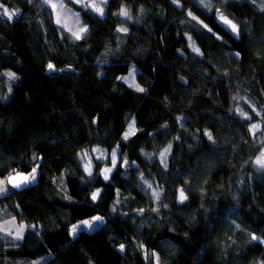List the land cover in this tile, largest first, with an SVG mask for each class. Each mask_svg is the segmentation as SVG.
Instances as JSON below:
<instances>
[{"label":"clouds","instance_id":"9594fccd","mask_svg":"<svg viewBox=\"0 0 264 264\" xmlns=\"http://www.w3.org/2000/svg\"><path fill=\"white\" fill-rule=\"evenodd\" d=\"M102 248L264 264V0H0V264Z\"/></svg>","mask_w":264,"mask_h":264},{"label":"trees","instance_id":"16d2710c","mask_svg":"<svg viewBox=\"0 0 264 264\" xmlns=\"http://www.w3.org/2000/svg\"><path fill=\"white\" fill-rule=\"evenodd\" d=\"M159 72L161 73V75H164L166 73L165 69H159ZM29 75L32 76L33 80L35 81V84L40 88V90L43 92V97L41 98H37L36 100H34L33 104L31 106H29L27 109H25L23 112H20L19 115L21 116L22 119H24V124L21 128V133H19L18 135L20 136V139H25L26 135L23 132V129H27L30 132H35L38 130V128L40 127V125H38L36 123V120L39 118V116L47 111V107L44 104V99H51L53 101H55V103L57 104V106H64L67 107L68 102L63 100L62 98H59L57 96H55V94L52 92L51 87L49 82L44 81L42 79H40L39 77L35 76L32 72L31 69H29ZM160 89H154V92H159ZM83 93H78L77 95H82ZM119 105H123V103H126L124 101H117L116 102ZM150 105V102H145V108H147ZM145 109L141 110V114H144ZM30 113L31 116L28 117L26 114ZM101 116L102 119L104 118V113L101 112ZM11 147H15V145H11ZM42 151H45V154H48L46 149L42 146L41 147ZM75 191V188H74ZM47 207H54V205H48ZM74 212H80V213H88L90 210L88 209H74ZM84 239H88V238H84ZM102 239V235L101 236H97V237H93L92 240L93 242H95L96 244H99L100 241ZM108 250L107 249H101V255L99 257L98 260V264H118V260L116 257L114 256H109L107 255ZM181 261H184V257L180 258Z\"/></svg>","mask_w":264,"mask_h":264}]
</instances>
